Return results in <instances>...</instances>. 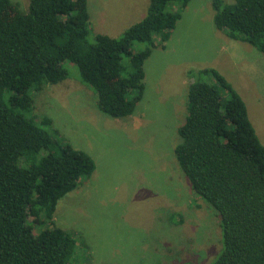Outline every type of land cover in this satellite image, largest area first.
I'll list each match as a JSON object with an SVG mask.
<instances>
[{
  "label": "trees",
  "instance_id": "obj_1",
  "mask_svg": "<svg viewBox=\"0 0 264 264\" xmlns=\"http://www.w3.org/2000/svg\"><path fill=\"white\" fill-rule=\"evenodd\" d=\"M190 1L149 0L139 22L111 37L92 33L87 0H28L25 11L0 0V264H75L78 237L57 224L56 211L96 170L39 111L34 93L77 68L103 113L131 116L147 59L166 46ZM212 9L217 29L264 54V0H213ZM198 73L173 152L219 218L222 247L207 264H264V144L226 77L214 68Z\"/></svg>",
  "mask_w": 264,
  "mask_h": 264
},
{
  "label": "rangeland",
  "instance_id": "obj_2",
  "mask_svg": "<svg viewBox=\"0 0 264 264\" xmlns=\"http://www.w3.org/2000/svg\"><path fill=\"white\" fill-rule=\"evenodd\" d=\"M12 1L27 10L28 0ZM87 1L92 33L111 37L139 22L149 7V0ZM212 1L191 0L166 46L152 51L144 95L131 116L103 113L77 68L34 93L58 133L96 162L56 211L57 224L78 237L75 264H207L220 252L219 218L191 189L173 148L188 82L204 68L218 70L242 96L264 144V54L216 28Z\"/></svg>",
  "mask_w": 264,
  "mask_h": 264
},
{
  "label": "crops",
  "instance_id": "obj_3",
  "mask_svg": "<svg viewBox=\"0 0 264 264\" xmlns=\"http://www.w3.org/2000/svg\"><path fill=\"white\" fill-rule=\"evenodd\" d=\"M234 41H236V42H243V41H239V40H235V39H234Z\"/></svg>",
  "mask_w": 264,
  "mask_h": 264
}]
</instances>
